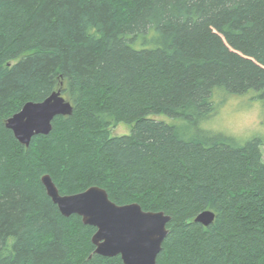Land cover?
Wrapping results in <instances>:
<instances>
[{
  "label": "trees",
  "instance_id": "16d2710c",
  "mask_svg": "<svg viewBox=\"0 0 264 264\" xmlns=\"http://www.w3.org/2000/svg\"><path fill=\"white\" fill-rule=\"evenodd\" d=\"M215 89L264 100V0H0V264H123L44 174L169 215L157 264H264V142L199 125ZM56 90L72 114L19 143L6 119Z\"/></svg>",
  "mask_w": 264,
  "mask_h": 264
},
{
  "label": "water",
  "instance_id": "95a60500",
  "mask_svg": "<svg viewBox=\"0 0 264 264\" xmlns=\"http://www.w3.org/2000/svg\"><path fill=\"white\" fill-rule=\"evenodd\" d=\"M72 110L71 102L56 90L40 102H26L6 119L5 127L27 147L33 136L51 131L54 117L70 116ZM40 181L63 216L76 214L84 225L95 228L91 237L94 253L104 257L119 256L123 264H156L168 233L169 215L143 210L135 202L117 205L109 199L106 190L98 186L61 195L49 175L44 174ZM214 217V212L207 209L198 213L194 221L206 227Z\"/></svg>",
  "mask_w": 264,
  "mask_h": 264
},
{
  "label": "rangeland",
  "instance_id": "374dc122",
  "mask_svg": "<svg viewBox=\"0 0 264 264\" xmlns=\"http://www.w3.org/2000/svg\"><path fill=\"white\" fill-rule=\"evenodd\" d=\"M12 61L11 63H14ZM212 102L214 110L210 117L199 122V125L204 129H209L216 132H221L228 136H233L226 133V130L236 123L243 122L248 118L249 112L255 102H259L261 116H264V100L254 97L253 92H245L243 94H231L223 91L222 89H215L212 93ZM166 123L178 122V120L169 119L162 116ZM264 124V120H261ZM130 132V126L124 123H120L112 128V135L128 134ZM239 143H244L253 137H260L264 142V133L254 132L245 139H238ZM262 155V161L264 162V144L260 146Z\"/></svg>",
  "mask_w": 264,
  "mask_h": 264
},
{
  "label": "clouds",
  "instance_id": "9594fccd",
  "mask_svg": "<svg viewBox=\"0 0 264 264\" xmlns=\"http://www.w3.org/2000/svg\"><path fill=\"white\" fill-rule=\"evenodd\" d=\"M260 104L255 102L249 112L248 118L243 122L236 123L226 130L227 134L233 135L238 139H245L254 132L264 133V116H261Z\"/></svg>",
  "mask_w": 264,
  "mask_h": 264
},
{
  "label": "bare ground",
  "instance_id": "6f19581e",
  "mask_svg": "<svg viewBox=\"0 0 264 264\" xmlns=\"http://www.w3.org/2000/svg\"><path fill=\"white\" fill-rule=\"evenodd\" d=\"M157 264V263H156Z\"/></svg>",
  "mask_w": 264,
  "mask_h": 264
}]
</instances>
